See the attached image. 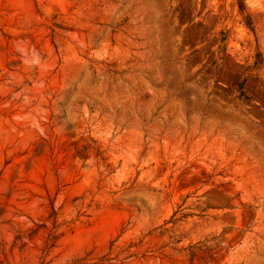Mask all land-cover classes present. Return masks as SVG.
Masks as SVG:
<instances>
[{"label": "rangeland", "instance_id": "374dc122", "mask_svg": "<svg viewBox=\"0 0 264 264\" xmlns=\"http://www.w3.org/2000/svg\"><path fill=\"white\" fill-rule=\"evenodd\" d=\"M0 264H264V0H0Z\"/></svg>", "mask_w": 264, "mask_h": 264}]
</instances>
